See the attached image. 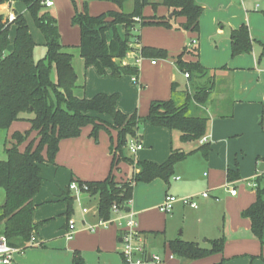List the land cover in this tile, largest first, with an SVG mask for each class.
<instances>
[{
    "label": "crops",
    "instance_id": "0c3cea01",
    "mask_svg": "<svg viewBox=\"0 0 264 264\" xmlns=\"http://www.w3.org/2000/svg\"><path fill=\"white\" fill-rule=\"evenodd\" d=\"M196 1L204 8L198 33L178 27V25L186 22L185 18H178L172 29L165 27L143 28L140 33L139 47L164 49L168 53V58L141 59L138 62L140 74L136 82L130 76L113 78L111 71L107 69L104 73L106 76L104 78L99 77L101 87L95 91L108 95L118 94V109L126 114L137 112L140 117H146L149 114L150 105L153 101H168L174 97L175 94L172 93L174 83L179 86L177 88L178 93L175 96L182 102L184 99L182 92L189 86V82L184 78V73L177 69L175 62L185 48H198V57L186 54L184 60L188 62L199 61L203 67L210 70V76L215 79V87L206 105L191 110V112H197L198 116H207L209 119L206 134L207 143L210 145L208 158H205L203 153L197 150L202 145L199 141L193 142L194 144L182 143L180 132L147 123L143 125L144 127L141 126L138 132L144 148L136 155H131L129 151H126V155L131 157L135 164L130 165L121 162L114 168L111 147L112 143L115 144L117 141V132L111 128L110 132L105 129L101 130L98 134V141H96L91 136L93 126L83 128L79 137L60 142V149L54 164H46L41 168L43 187L34 198L36 208L33 219L35 223L43 222V224L36 234L37 244L29 249L41 248L48 250L45 239L51 237L50 233L53 230L55 232L54 236H61V238H65L76 246L80 238L88 237L86 233L88 230L79 223L73 233L75 238L73 236L71 239L68 238L70 217L68 216L66 197L70 195L74 199V213L71 218L76 215L75 207L79 203L75 200L76 193L69 189L71 183L75 181H102L111 174L115 175L116 180L125 181L130 179L134 173L139 172L137 163L163 164L169 159L173 150H180L193 153L176 165L172 178L174 185L171 181L165 182L157 179L150 183L148 187H142L144 188V194L146 193L145 195L136 201L132 199L131 210L135 217H139L138 220L140 227H143L141 231L145 239L147 240L149 232L164 233V225L157 226L160 221L155 219V214L158 215V218L160 215L158 211L162 214L159 207L167 195L194 197L198 208L178 205L181 207L176 209L177 215L173 218L183 215V218L186 219L189 216L194 221L189 229V234L197 231L198 235L206 234L213 227L219 225L218 219L211 217L208 211H211L210 208L215 205V201L227 198V201L231 203L227 204L225 210L231 214L230 216L228 214L229 218L226 219L229 242L225 250L233 247L231 255L234 259H237L233 260L231 257L229 258L231 260L226 264H237L241 260L240 257L246 258L248 256L253 258L251 264H264V259H255L260 256L264 258V248L257 239L251 237L250 220L241 217V213L256 201V192L244 190L241 196L239 193L232 196L229 190H225L226 184L229 185V188L236 189L239 184L243 185L249 179L257 176L260 179L264 174V171L259 172L261 164L264 163V62L262 63L263 60L259 61L258 59L261 49L256 46L252 54L232 57L230 40L231 30L238 29L245 24L248 25L252 38L264 43V15L259 13L257 4L256 7L252 8L254 0ZM238 1L239 5L237 4ZM9 3L11 4L10 11L0 10V13L4 12L7 14L6 18L13 19L16 12H21L16 10L13 0ZM127 4L131 8L129 11L132 12L133 1L127 2L123 7V11L126 12L125 7ZM111 10L121 11L118 6ZM171 14V10L165 6H158L156 9L153 6H147L143 11V15L146 17L170 18ZM14 39L15 32L13 41ZM194 41L195 44H193ZM136 59L137 55L131 53L126 61L135 64ZM154 61H156V64H153ZM224 67L227 69L222 70ZM87 74L89 80L90 77L96 76V71L90 67ZM88 80L86 88L84 86V97L76 93L79 98L90 99L92 96V94L91 96L88 94L91 92L88 89ZM79 86L81 85H79L78 78V88ZM100 117L111 124L114 122L110 116L103 115ZM14 124L13 126H16ZM23 129V133L29 131L31 124L27 123ZM185 146L188 150H185ZM24 148L25 145L21 146L20 149ZM198 154L203 155V161L198 162V165L193 161H189ZM199 165L203 168V176L201 171L198 173ZM123 169H125L126 175L131 173V177H124ZM229 171L238 173L240 178L230 182L228 180ZM200 183L202 188L199 186ZM204 193H208L209 197H203ZM210 199L213 201H209ZM82 201L98 206L97 201L89 200L85 194L81 196L80 202ZM185 207H188L191 211H186ZM84 218L93 224L98 217H96V214L93 217H83V224ZM89 238L98 245L102 255L115 254L118 256L120 254L122 257V251L117 247V243L119 245L122 243L121 233L118 231L114 229L102 230L90 235ZM169 242L164 244L170 252L164 262L165 264L218 263V255L195 261L181 260L172 263L176 259L170 250ZM190 242L195 241L191 240ZM75 251L80 252V250ZM151 251L149 248L147 249L146 261L148 263H151L148 260L149 253H151V260L153 261V252ZM17 258L16 256L13 264H16V261L23 263V260ZM122 264H124L123 257Z\"/></svg>",
    "mask_w": 264,
    "mask_h": 264
},
{
    "label": "trees",
    "instance_id": "16d2710c",
    "mask_svg": "<svg viewBox=\"0 0 264 264\" xmlns=\"http://www.w3.org/2000/svg\"><path fill=\"white\" fill-rule=\"evenodd\" d=\"M8 1L12 0H0V6ZM21 1L45 36L47 49L45 57L37 61V44L26 17L18 12L13 19L0 14V129L8 130L14 122L31 124L29 131L13 134L12 144L6 148L7 159L0 161V189L5 193L4 203L0 205V235L6 236L11 246L25 251L34 247L33 239L36 240L43 224L35 223L33 219L36 208L34 198L43 187L41 168L55 163L62 140L79 137L87 126H93L91 136L96 141L101 130H115L117 141L111 147L114 168L121 162L135 164L126 155L127 146L132 138L138 136L140 127L147 123L180 132L182 143L200 142L207 134L209 119L198 116L197 112L190 113L192 109L206 105L215 87V79L199 61L184 60L186 54L198 57V48H185L175 64L180 72L189 74L187 80L193 91L189 92L188 87L183 90L182 102L175 96L179 87L177 83L172 85L174 97L168 101H153L146 117H140L137 112L126 114L120 111L118 94L79 98L75 94L78 75L73 66V48L78 49L86 67L99 62L104 70L111 71L113 78L130 76L136 82L140 74L139 65L126 61L131 53L137 55L136 60L168 58L164 49L139 47L141 30L146 27L172 29L178 18H185L186 22L178 27L198 33L204 8L196 0H162L160 3L151 0H109L121 11L108 10L91 16L85 6L84 12L76 10L73 17V25L80 30V43L71 47L62 43L57 19L45 12V0ZM129 1L134 2V7L132 12L127 13L123 7ZM147 6L154 9L168 7L173 17H146L143 11ZM12 26H15V39L13 51L9 52ZM230 40L232 57L251 54L258 46L261 49L258 59L263 60L264 43L252 38L248 25L232 29ZM103 115L112 117L113 124L102 119L100 116ZM23 145L25 148L20 149ZM197 150L208 158L210 145L206 143ZM192 153L173 150L163 164L137 163L139 172L125 181H118L111 174L102 181L76 182L80 186L86 184L88 191L85 195L89 200L98 202L99 220L109 221L113 217L114 205L121 210L126 209L137 184H149L157 179L169 182L176 164ZM239 178L238 173L228 172L230 182ZM257 190L256 201L242 214L250 220L251 233L264 248V189L259 186ZM66 200L71 218L74 199L68 195ZM224 243V240H216L210 248H201L196 242L175 240L169 242V247L178 259L195 261L221 253ZM72 264H86L79 251L75 253ZM124 264L127 263L124 261ZM217 264H224V261Z\"/></svg>",
    "mask_w": 264,
    "mask_h": 264
},
{
    "label": "rangeland",
    "instance_id": "374dc122",
    "mask_svg": "<svg viewBox=\"0 0 264 264\" xmlns=\"http://www.w3.org/2000/svg\"><path fill=\"white\" fill-rule=\"evenodd\" d=\"M13 1H14V6H15L16 10L23 13L24 16L26 17V19L28 21L30 33H31L34 41L37 44V48L35 50V59L37 61L41 60L45 57L46 52H47V49L45 46V42H46L45 36L40 31V29L37 27L35 20H34V17L31 14V12L28 10V7L26 6V4L21 0H13ZM51 1L53 2L54 5L50 8L46 7L45 12L52 14L57 19L58 25H59L61 41L65 45H68L71 47L72 46L75 47L80 43V30L77 26L73 25V17L76 13V10H78L80 12H84L86 9L85 6H87L86 11L88 12V14L91 16H95V15H99L103 12H106L108 10L115 9V7L117 6L114 2L109 1V0H51ZM157 1H160V0H152L153 3L157 2ZM237 4L239 5V1L237 2ZM256 4H257L259 13L263 14L264 0H254V3L252 4V8L256 7L255 6ZM10 8H11V4L9 3V1L0 6L1 11H10ZM125 10H126V12H130L129 10H131V8L128 4L126 5ZM233 11H234V9H233ZM232 13H235V12H232ZM236 13H237V11H236ZM14 32H15V27H11L10 39H11L12 43L10 45L9 52H10V50H13ZM72 52H73V56H74L73 57V64H74L73 66H74L75 72L77 73L78 78H79V85H81V86H79V88H77V90L75 91V94L77 93V94H80L84 97V94H85L84 89L86 88V83L88 80L87 71L89 70L90 67L94 68L96 71V76L90 77L88 80V85H89L88 89H89V91H91L88 94L90 96L92 94L90 99L95 98L98 94H104V93H98L95 90L97 88L101 87L100 82H99V77L104 78L106 75L101 74L98 71V69L95 68V66L86 67L85 61L80 56L78 49L73 48ZM154 62L156 64V61H154ZM263 62H264V58H263L262 63ZM184 78L187 80V78L185 77V74H184ZM180 80H182V79H180ZM84 86H85V88H84ZM188 89H189L188 91L192 93V91H193L192 86H188ZM87 99H89V98H87ZM190 114H195V113L191 112ZM14 123L16 124V126H13ZM14 123L11 125V127L8 130L0 129V161L7 159L6 148L9 147L10 144H12L11 140H12L13 134H15L16 132H22L23 133L24 132L23 128L28 122H14ZM19 127H21V128H19ZM192 144H194V143L192 142ZM175 145H177V144H175ZM186 148H187V146H185V150H188ZM202 156L203 155L198 154L197 156L193 157L189 161H193L196 165H198V162L203 161ZM197 157H199V158H197ZM175 168H176V166H175ZM199 168L200 169H199L198 173L201 171L202 172L201 174L203 176L204 171H203L202 166L199 165ZM123 174H125V169H123ZM262 175L263 176L260 178L261 179L260 181L258 180V176H257V177H254L253 179H249V181L243 185L239 184L238 186H236L237 193H239L241 196L243 194L244 190H247L248 192L254 191V192H256V198H257V192H258L257 188L260 186V189H264V174H262ZM126 176L128 178L131 177V173L124 175V177H126ZM172 178L170 181L174 185ZM149 184L148 183H139L136 185V187L134 189V193H133V199H135V201L138 200L139 198H141V196L146 194V193L144 194V188H142V187H145V186L148 187ZM199 186L202 188L201 183ZM225 190L230 191L229 185L227 186V184H226ZM72 192L75 193V191H72ZM185 197H192V196H185ZM180 198H183V197H180ZM4 200H5V193L2 189H0V205H2L4 203ZM209 201H213V200L210 199ZM179 203L175 205V207H174L175 210L173 209V211L169 214H166V213L161 214L158 211V213L160 214L159 218H158V215L155 214L156 215L155 219H158L160 221V224H157V226H163L164 225L163 226L164 227V229H163L164 233L162 232L161 234H155V233L149 232L147 240L145 239V237L141 233L142 232L141 228H143V227H140V223L138 220L139 217L138 218L135 217V220L137 221V224H138L137 231L140 232L141 238L143 236V238L141 239L142 244H144L145 248L148 247L150 251L152 250L151 252H153V256L157 257L160 260V262L151 261V263H148L146 261L143 264H160V263L165 264L164 262H165L166 258H168V256L170 255V252H169V248H167V247L165 248L164 244H165V242H168L171 240L175 241L176 239L177 240H183V241H189V242L191 240H194L196 243H198L200 245L201 248H210L212 242H214L216 240H224V242H225L224 243V250L221 253L214 254V255L219 256L218 257V263L224 261V264H226L227 262H229L231 260L229 258L232 257L231 254L233 252V250H232L233 247L229 248L228 250H225L226 247L228 246V242H229V239L227 238V222H226V219L229 218L231 213H228L225 209L227 207V204H230L231 202H228L227 198H225L224 200L215 201V205L210 208L211 211L209 210L208 214H211V217L218 219L219 225L216 227H213L211 230L208 231V233L200 234V235L197 234L198 233L197 231H196V233L192 232V234H189V232H190L189 229H190L191 225L194 224V221L191 220V218L189 216H187L186 219L183 218V215L181 217L179 216L178 218H173L175 215H177V211H176L177 208H179L181 206L182 207L188 206V205H185L181 202H179ZM76 205H77L76 206L77 208L75 207L76 215L74 217L70 218L69 220L75 221L76 228H77V225L79 223H80L79 225H81V226L84 225L83 228L86 227V229L88 230V232H86L88 237L80 238L78 240V243H77L78 245L76 246V245H73L72 243H70L69 241H67L65 238H61V236H58V237L54 236L55 232L53 230L50 233L51 237L49 239H45V241L47 242V247L49 248L48 250H46V249L44 250L41 248L27 249L24 252L16 255L18 257L17 259L23 260V263L16 261V264H71L72 259L74 258V255L77 252L75 250H80V253L83 256L86 264H122V257L120 254H118V256L115 254L102 255V253H100V251H99L100 249H99L98 245L95 244L94 242H92V240H90L89 236L94 235L95 233L100 232L102 230L107 231V230L114 229V230L118 231L119 233H122L125 231L127 232V231H129V228L127 227V221H122V226H120L118 223L115 222V220H116V218L121 217V215H119V216L113 215V217L110 219V224L108 226H103L100 224V221H99L98 209H97L98 206L96 204L86 202V201H82V202L79 201V203H77ZM178 205H181V206H178ZM188 207H190V206H188ZM188 207H185L184 209H186V211H191ZM200 208H201V205H200ZM83 209H87L89 213H83ZM157 209H158V207H157ZM95 214H96V217H98V218L96 219V221L93 222V224L91 222H89L86 218H84V220H85L84 224L82 223L83 217H88V216L93 217ZM228 214H229V216H228ZM241 217L245 218L242 213H241ZM91 227H94V229L91 230ZM184 230H185V232H184ZM251 237L255 238L252 233H251ZM73 238H75V235L73 236ZM189 238H192V239L189 240ZM121 244H122V247H121ZM121 244L119 245L117 243V247L119 248V250L122 251L123 250V243H121ZM50 248H52V249H50ZM214 255H211V256H214ZM174 258L176 260L172 263H176L177 261H181L176 256H174ZM236 259L237 258H235V259L233 258V260H236ZM240 259H241L240 262H238L237 264H251V260L253 258H252V256H248L246 258L240 257ZM255 259L261 260L264 258L262 256H260V257H257Z\"/></svg>",
    "mask_w": 264,
    "mask_h": 264
},
{
    "label": "built area",
    "instance_id": "2783aa9c",
    "mask_svg": "<svg viewBox=\"0 0 264 264\" xmlns=\"http://www.w3.org/2000/svg\"><path fill=\"white\" fill-rule=\"evenodd\" d=\"M43 4L48 8L54 5L51 0H45ZM195 43L196 42L194 41L193 44ZM140 60L141 59L136 60L135 64H138ZM153 64H155V62H153ZM185 77L189 78V74L185 73ZM207 142L208 139L206 136L203 137L200 141L202 145L206 144ZM143 148H144L143 141L139 137V135L135 138H132L127 146L128 151L132 155H136ZM69 189L75 191L77 201H80L81 196L88 191V186L86 184L80 186L75 181L71 183ZM230 193L232 196H236L237 190L232 187L230 188ZM203 197L208 198L209 194L204 193ZM179 202L188 205L194 209L198 208V204L194 200V197L180 198L173 195H167L164 202L159 207V210L162 213L169 214L173 211L175 205ZM132 205H133V201L132 200L128 201L126 205V209L127 208L131 209ZM126 209L121 210L117 205L113 206V215H117V216L121 215V217L116 218L115 222L118 223L120 226H122V221H127V227L129 228V231L127 232L125 231L121 233V239L123 243L122 257L127 264H143L147 260V249L145 248L144 244H142V240H141L142 238L140 232L137 231L138 224L137 221L135 220V214L133 213L132 210L127 211ZM87 212H88L87 209H83V213H87ZM99 221L100 224L103 226H108L110 224V220L109 221L99 220ZM68 228H69L68 238L71 239L73 233L76 230V223L74 220H69ZM93 229L94 227H91V230ZM33 242L34 245L37 244L35 239H33ZM22 251L23 250L20 248L11 246L6 236L0 235V264H13L16 255L21 253ZM152 259L153 261L160 262V260L155 256H153Z\"/></svg>",
    "mask_w": 264,
    "mask_h": 264
},
{
    "label": "water",
    "instance_id": "95a60500",
    "mask_svg": "<svg viewBox=\"0 0 264 264\" xmlns=\"http://www.w3.org/2000/svg\"><path fill=\"white\" fill-rule=\"evenodd\" d=\"M0 14H1V15H4V16H7V14L4 13V12H1ZM172 17H173V15L171 14V15H170V18H172ZM95 67L98 69V71H99L100 73H102V74L105 73V70L103 69V67L101 66V64H100L99 62L96 63ZM263 171H264V163L261 164L260 169H259V172H263ZM75 200H77V197H75ZM126 210H127V211H130L131 209H130V208H127ZM121 240H122V239H121ZM148 257H149L148 260L151 262V261H152V260H151V253H149Z\"/></svg>",
    "mask_w": 264,
    "mask_h": 264
}]
</instances>
